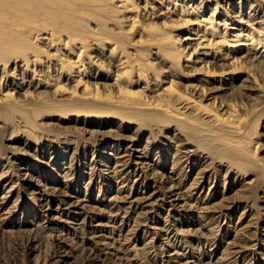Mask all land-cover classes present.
<instances>
[{"label":"bare ground","instance_id":"6f19581e","mask_svg":"<svg viewBox=\"0 0 264 264\" xmlns=\"http://www.w3.org/2000/svg\"><path fill=\"white\" fill-rule=\"evenodd\" d=\"M116 1L120 5L114 4ZM262 4L264 0H0V116L7 118L22 108L37 111L51 105L55 109L63 106L71 112L75 110L74 113H77L78 118H85L77 119V122L86 124H93L91 120L95 118H100L96 119L97 122L103 119L109 122L117 120L122 127L135 124L138 129L145 131L150 129L151 134L154 135L163 129L158 130L155 126L164 127V129L170 128V125L176 126L175 132H179L181 137L185 135L188 139L191 134H197L204 139L203 141L198 139V142L202 144L212 141L222 146L225 144L227 148L232 149V153L237 155V158L240 157L244 162V166L239 167L242 173L247 174L254 170L255 173L260 170L263 172L258 173L257 180L246 181V185L264 184V160L259 159L257 154L261 140L254 141L256 131L254 133L252 130L258 128L264 118V103L251 105V107L240 103L239 100H243L239 98L241 85L235 86V83L240 80L235 74L245 72L255 84L262 78L264 87V7ZM246 6H249L251 12H244ZM243 16L247 18L246 25L242 23ZM258 20L260 21L257 22ZM126 24L128 25L125 26ZM105 51L109 53V56L104 54ZM96 52L108 61V69H112L117 62L119 63L120 71H117L115 76L107 78L114 80L113 84L100 86L84 82L86 64L89 61L87 58L91 55L90 53L98 58ZM160 58H163L161 60L164 65L168 63V66H172L170 69L183 67L191 68L197 73H204L205 78H201V83L216 84L217 82V85L225 86L229 93L227 97L229 105L218 110L205 105L202 101L193 100L186 87L180 86L175 80L168 81V85L164 88L161 86L154 97L148 96L142 89L135 90L139 81L150 80L152 70L157 71L155 75L157 78L160 77L161 69L156 67L158 64L153 63ZM99 65L98 63L97 66ZM38 66L42 68V71L36 74L35 68ZM32 69H34L33 72H31ZM31 74H33L32 79H30ZM41 74L52 76L55 82L56 90L53 91L55 93L64 90L67 93L66 85L60 81L64 75L68 76L70 78L68 81L72 80L75 86L68 88L71 93L57 100L40 99L33 103L21 101L20 96L24 99L28 98L29 91L35 86L32 84L36 76ZM157 78L152 80L158 82ZM3 86L6 87L5 91L2 90ZM36 86L39 87V84ZM77 88L79 91L76 90ZM25 89H27L25 93L20 95V92ZM58 94L56 93V96ZM247 109L249 111H246ZM11 134L10 139H7L6 149L14 158L21 153L26 154L23 152L24 149L15 146L17 144L23 143L27 150L32 149L34 145L43 146L41 143L43 138L32 127L13 128ZM62 144L66 145V140ZM198 144V149L205 150L201 143ZM150 145L153 144L148 141L140 153L148 155L151 152ZM193 148H187V153L182 157L185 159L184 163L190 165L193 162L194 164L203 162L204 157L198 160ZM208 152L214 153L211 150ZM160 154L158 149L154 150L153 155H149L150 158L157 159L150 162L146 160L148 159L146 155L143 158L138 157L143 161L142 164L146 166V169L152 166L151 174L158 180L165 178L158 174L159 169L166 166ZM120 158L115 157L118 159L116 164L122 168L121 171L115 169L116 174L120 175L116 180L118 183L119 178L123 176L124 183L119 182V185H124L132 182L130 181L132 171L128 167V162L123 161L124 164H122ZM182 158L178 160L173 157L171 168V173L180 177L178 183L187 178L186 170L183 168L184 163L179 165ZM18 161L23 164L21 158ZM13 164L10 162L9 169L14 166ZM71 165L72 163L70 167L64 169L61 177L65 180L67 188L76 176V171H72ZM230 170H232L230 166L225 171L223 168L225 176L230 173ZM91 172L92 179L95 174ZM26 175V178L20 179L27 181L26 186L23 184L25 189L28 185L34 184V177L32 176L31 181L30 175ZM208 178L209 181L204 180L203 183V176L201 180L194 179V184L201 183L203 186L207 181L211 183L216 179L213 175ZM145 179L147 178L144 177L143 180ZM222 181L224 180L222 179L221 183ZM50 182L58 186L56 181ZM50 182L44 185L36 182L34 185L38 188H32L30 195L37 209L44 210L50 228L59 229L55 247L58 252L61 251L59 252L61 255L53 264H69V259H72L70 257L72 250L89 253L92 264H108V260H113L111 256L117 255L110 254L108 251L117 241L113 236L116 231L122 234L125 227L130 228H127V234L119 235L124 237V241L132 240L129 237L131 234L133 237L135 235V240L143 241V252L135 249L133 251L135 257L138 254L146 255L150 252L149 249L157 248L156 245L153 246L154 237H148V239L151 238L148 241V230H139L138 221L131 216L137 213L138 204L134 203L133 206L131 204L130 209L120 204L118 198L120 187L115 191V196L108 199L109 202L105 200L106 196H103L101 191L92 199L88 194L90 192L88 186L83 200L80 201V198H77L70 202L67 200L71 198L68 191L56 187L50 188L48 185ZM144 184L145 181L142 182V185ZM164 184L165 198L172 200V207H178L179 201L183 200L187 194L178 190L174 182L166 183L164 180ZM130 187L132 191L134 185ZM225 188L226 182H223V189ZM241 192L236 193L240 195L235 196L232 203H227L226 206H223L224 203L221 204L219 217L216 220L211 218L210 222L215 221V224H218V231L206 226V220L200 216H194L193 220L189 217L184 221L175 219L172 225L175 229L168 233L169 228L166 234L167 245L172 248L174 251L172 255L175 256L170 259L178 264L180 262H183L182 264L196 262L227 264L230 253L225 249L221 255L218 254L220 249L218 237L228 235L230 238V231L220 225V220L233 217L240 204V200L237 199L242 198V195L246 193L243 190ZM141 194L143 193L139 192V195ZM55 199L59 204L52 211L51 204ZM1 200L0 212L5 210L4 215L14 213L18 208L15 204L8 208V202H5L4 198ZM176 202L178 203L175 204ZM184 222L187 223V231L177 227V224ZM18 231L20 230L16 232ZM217 232L220 233L218 236ZM189 233L194 234L197 239L185 240L186 234L188 236ZM249 236L253 235L249 233ZM196 241L199 242L197 245ZM256 241L264 246V236ZM149 244L152 245L151 248L148 247ZM159 247L161 250L165 249V246ZM188 249H190L189 252H187ZM27 250L32 251L29 246ZM123 253V257L117 256L119 262H113V264H133L130 263L131 259L127 251ZM187 254L189 256L186 257ZM248 258L249 256L246 257Z\"/></svg>","mask_w":264,"mask_h":264},{"label":"rangeland","instance_id":"374dc122","mask_svg":"<svg viewBox=\"0 0 264 264\" xmlns=\"http://www.w3.org/2000/svg\"><path fill=\"white\" fill-rule=\"evenodd\" d=\"M114 4L120 5L117 1ZM262 6L264 7V4H262ZM244 8L245 13L250 11L249 6ZM261 15H263V13H261ZM126 16H128V14ZM243 18L244 21L242 23L246 25L247 18L245 16H243ZM238 20L240 22V18H238ZM259 21L260 20L257 22ZM127 25L128 24L125 26ZM106 51L104 54L109 56V53ZM90 54L91 55L87 58L89 61H87L86 64L84 82L100 86H106L109 83L113 84L114 80L111 81V79L108 80L107 78L115 76L120 71L118 67L119 63L117 62L115 64V62H112V64H115L114 67L108 69V61L103 55L96 52L95 54H98L99 57L95 58L94 54ZM161 59L163 58L153 61V63L158 64L156 67H158L159 70L161 69L160 77L157 78L155 76L157 75V71L152 70L153 73L150 75V80L139 81V85H136L135 90L142 89L148 96L154 97L157 93L156 91H158L161 86L164 88L168 85V81L175 80L180 86L186 87L193 100L202 101L205 105L218 110L229 105V101H227L229 93L225 86H221L220 84L217 85V82H215L216 84L212 82L205 84L201 83V78H205L204 73H197L191 68L183 67L170 69L172 66H168V63L164 65ZM94 62H98L100 65L97 66L98 63L95 64ZM33 70L34 69H32L31 72H33ZM41 71L42 68L40 66L35 68L36 74ZM235 75L240 78L239 81L247 80L246 82L240 83L237 81L235 83L236 87L241 85L239 98L241 97L243 100H239L240 103L248 107L255 104H263L264 87L262 86V78L255 84L253 83V79L249 78L245 72ZM51 77V75L46 74L36 76L32 84L35 86L29 91L30 94L28 98L24 99L23 96H20V100H25L28 103L38 102L40 99L47 101H49V99L57 100L71 93L70 89L75 86L72 80L68 81L70 79L68 76H62L60 81L66 85L67 93L65 90L60 93L56 92L57 94H61L56 96V93L53 92L56 90L54 87L55 82H53ZM32 78L33 74L30 75V79ZM152 78H157L158 82L152 80ZM137 80L138 79H136V81ZM38 84L39 87L36 86ZM156 85H159V87H156ZM68 88L70 89L68 90ZM4 89H6V87L2 90L5 91ZM26 90L27 89L21 91L20 95H23ZM76 90L79 91V88ZM63 92H65L64 95H62ZM17 97H19V95H17ZM246 111L249 110L247 109ZM74 112L76 111L74 110L71 112L67 107L59 106L55 109V107L48 105L37 111H32L29 108H22L7 118L0 116V203L2 202L1 199L4 198V201L8 202V208L12 207L14 204L15 207H18L17 209L15 208L16 210L14 209V213H10L9 215L3 214L5 210L0 212V216L2 215L0 217V264H53L58 260V257L61 255L59 252L61 251L58 252V249L55 247V239L59 234V229L57 227H55L57 230L50 228L51 226L49 225L48 219L45 218L44 210L37 209L38 207L33 204L31 201L32 196L30 195L32 188H38V186L34 185L36 182L40 185H44L51 180L56 181L58 186H54L50 182V184H48L49 187L67 190L68 195L71 197L67 198V200H70V202L75 201L77 198H80V201L83 200L85 198L86 189L88 188L90 189L88 194L92 199L101 191L103 196H106L105 200L108 201L111 196H115V191L120 187V192L118 194L120 197L118 198L121 205L130 209L131 204L132 206L134 203L138 204L137 213L131 214V216L138 221L139 230H148L149 234L147 235V239L148 237H154L152 241L153 246L156 245L157 248L153 250L149 249L148 251L150 252L146 253V255L138 254L137 257H135V252H133L135 249L139 250L141 253L143 252V241L135 240V235L133 237L131 233L129 237L132 240L124 241V237L119 235L124 236L127 234V230L130 228L125 227V231L122 232V234L116 231L113 236L117 241L116 243L114 242V247L110 248L108 251L110 254L117 255L114 257L111 256L113 260H108V264L119 262L117 256L123 257V251H127L131 259L130 263L133 264H178L171 260L175 257L172 255L174 251L167 245L166 239L168 229L170 228L168 233L175 229V226H172L174 225L173 221L175 219L184 221L188 219V217L193 220L194 216H200L206 220V226L218 231V224H215V221L210 222L211 218L216 220L219 217V207H221L222 203H224L223 206H226L227 203L233 202L232 200L235 199V196L240 195L236 193L242 190L246 191V193L242 195V198L237 199L240 200V204L238 205V210L235 209L237 211L234 213L233 217L220 220V225H222L225 230L228 228V231H230V238H228V235L227 237L226 235L218 237V242L220 244L218 254L221 255L224 250L227 249L230 253V260L226 262L227 264H264V246L263 244L262 246L259 245L256 241L259 237L263 238L264 236V184L261 183L255 186L246 185V181L251 179L257 180L258 173L262 172L260 169V171L256 170L257 173H255V170L247 174H245V172L242 173L239 167H243L244 162H242L240 157H238V159L237 155L232 153L231 148H227L225 144L222 146L218 142L215 143L213 141L203 142L202 144V142H198V139L202 141L204 139L197 134H191L188 139L185 135L181 137L179 132H175V130H177L176 126L172 127V125H170V128L166 127L165 129L164 127L155 126L158 130L159 128L163 129L159 130V132L154 135L151 134L150 129L146 131L144 129L141 130L138 129L135 124L122 127L120 123H117V120L109 122L103 119L97 122L98 120L96 119L100 118H95L91 120L93 124L77 122V119L83 120L85 118H78L77 113ZM255 114H257V112ZM24 127L36 129L37 134L43 138L41 141L43 146L38 144V146L34 145L32 149L27 150L24 148L23 143L17 144L15 146L24 149L23 152H26V154L21 153L17 158H14L9 150L6 149L8 144L7 139H10L13 128L23 129ZM252 130L254 133L256 131V135L253 138L254 141L261 140L258 144L259 149L257 154L258 157H260L259 159L264 160V118H262L259 123V127H256V129L253 128ZM65 140L67 143L66 145L62 144ZM148 141H151L153 145H150L151 152H149L148 155L147 153L144 154L148 158L146 160H148V162L156 160L157 158H150V155H153V151L158 149L159 152H161L160 155L163 162L166 164L165 167L163 166V168L159 169L158 176L163 175L165 177L162 180H158L156 176L151 174L152 166L146 169V166L142 164L143 161L138 158L139 156L140 158L144 157V155H142L143 152H140L143 151V147L147 145ZM198 143H201V146L203 145L202 147L205 150L198 149ZM57 144L59 146H57ZM191 147H194L192 150L196 151L194 155L198 160L204 157L203 162H199V164H194L193 162V164L190 163V165L184 163L185 159L182 157L187 153V148L191 149ZM207 150H211L214 153L209 154ZM115 157H121L119 160H121L122 164L128 162V167H130L132 171V179L130 180L132 182L119 185V182L123 181L124 183L125 180V178L121 176L117 183L116 179L120 175L118 173L116 174V172L121 171L122 168L118 166L119 164H116L118 159H115ZM173 157L176 159L178 158V160L182 158L179 165L184 163L183 168L186 170L187 178L181 183H178L180 178L179 175L171 173ZM19 158L22 159L23 164H20V161H18ZM10 162L14 163L11 169H9ZM71 163V169L72 171H76V176L69 185L70 187L67 188L65 180L61 177L64 169L70 167ZM229 166L232 170L225 176L226 173L223 172V168L225 171ZM202 168L204 169L202 170ZM200 170L201 172H199ZM91 171L95 174L92 179L90 176L92 173ZM26 174L30 175L29 178L31 181L34 179V184L28 185L27 189L23 188V184L26 186L27 181L20 180L23 177L26 178ZM212 175L216 177V179L214 182L208 183V177ZM32 176L34 177L33 179ZM202 176L204 178L202 183L204 180L208 181L204 183L203 186L201 183L198 185L194 184V179L201 180ZM144 177L147 179L143 180ZM222 179L224 181L221 183ZM164 180H166V183L174 182L178 190L187 194L183 200L179 201V206L176 208L171 206L172 200H167L164 196ZM143 181H145L144 185H142ZM223 182H226L225 189H223ZM235 182H237V184ZM129 184L134 185L132 191H130L131 185L128 186ZM139 192L143 194L139 195ZM139 199L140 201H138ZM177 203L178 202L175 204ZM57 204H59V202L55 199L51 204L52 211L57 208ZM132 225L134 224L132 223ZM177 225V227L183 231L188 230L186 222ZM191 228L193 229L194 227ZM17 230L20 231L16 232ZM249 233L253 236L250 237ZM189 234L188 236L186 234L185 240L197 239L194 234ZM219 234V232L216 233L217 236ZM149 240H151V238H149L148 241ZM30 241L32 242L29 245ZM197 243L199 242L196 241V245ZM160 245H162V247L165 246V249L163 248L165 251L161 250L159 247ZM27 246H29L32 251L27 250ZM148 247L151 248L152 245L149 244ZM204 248H206V246H204ZM161 251H164V253H161ZM189 251L190 249L187 250V252ZM184 253H186V251ZM187 256H189V254H187L186 257ZM247 256H249L248 259H246ZM70 257H72V259H69V264H92L89 260V253L72 250ZM182 263L183 262H180V264ZM195 264L200 263L196 262Z\"/></svg>","mask_w":264,"mask_h":264}]
</instances>
